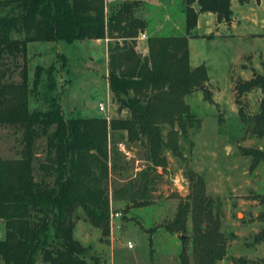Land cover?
Instances as JSON below:
<instances>
[{
    "label": "trees",
    "instance_id": "1",
    "mask_svg": "<svg viewBox=\"0 0 264 264\" xmlns=\"http://www.w3.org/2000/svg\"><path fill=\"white\" fill-rule=\"evenodd\" d=\"M183 13L185 34L147 37L143 56L136 38L148 23L139 1L105 8L104 0H0V126L20 132L23 146L17 159L0 157L3 264H100L95 257L86 258L87 248L74 237V230L84 219L101 235L109 234L108 181L114 151L110 145L117 132L145 147L149 165L114 190V198L123 199L125 213L150 205L148 186L152 173L165 168L164 151L180 155L179 138L199 126L185 98L209 79L205 65L190 67L188 38L200 13L215 14L224 22L232 15L230 0H183ZM96 40H107L108 89L117 111L126 115L109 121L100 116L66 118L56 97L47 100L46 110H30L29 96L40 84L42 68H36L30 88L28 45ZM18 58L23 61L21 81H7L6 63L16 65ZM49 69L52 73L53 67ZM235 89L238 97L260 90L253 120L257 136L264 138V63L262 74L239 82ZM40 139H45L41 161L36 153ZM253 154L264 158V152ZM197 194L191 205L178 206L165 229L185 233L190 216L192 252L200 264H213L224 256L223 241ZM180 258L186 264L185 246Z\"/></svg>",
    "mask_w": 264,
    "mask_h": 264
},
{
    "label": "rangeland",
    "instance_id": "2",
    "mask_svg": "<svg viewBox=\"0 0 264 264\" xmlns=\"http://www.w3.org/2000/svg\"><path fill=\"white\" fill-rule=\"evenodd\" d=\"M250 1L254 3L253 0H236V3ZM180 7L175 1L167 22L153 8L148 15V30L164 26L156 34L167 35L169 28L180 27L181 31L174 33H185L184 26H180L183 21ZM252 10L251 13L246 9L240 15L241 26L248 15L254 31L251 26L246 33H258L257 36L242 38L245 33L242 31L226 43L191 41L192 55L208 67L211 78L203 85L206 91L199 87L185 98L199 126L191 129L187 137L179 138L180 155L164 151L166 165L151 175L147 207L131 208L125 213L123 199L114 198V190L135 179L149 162L140 142L130 143L120 132L113 134L108 196L113 212L121 215L110 224L108 236L101 235L87 220L76 223L74 237L87 248L88 260L95 257L100 264H181L180 254L185 246L186 264H200L192 252L190 216L185 233H170L165 229L174 219L178 206L191 205L199 192L217 223L224 246L223 258L213 264H264V158L253 154L264 152V138L257 136L253 120L259 112L261 92L256 89L238 97L235 89L239 82L263 73L264 0L255 3ZM253 37L257 38L253 40ZM104 46L87 41L29 44L26 71L30 88L36 68H42L40 84L29 96L30 110H46L47 100L56 97L66 118L103 117L97 106L100 102L107 105L110 119L124 117L125 111H117L107 86ZM236 50H244L250 58L244 56L232 65ZM15 63L7 61L6 80L19 83L23 61L18 58ZM204 92L208 94L206 98ZM22 147L20 132L0 126L1 158H19ZM44 149L45 139H40L36 146L39 161L44 157ZM3 232L0 222V241Z\"/></svg>",
    "mask_w": 264,
    "mask_h": 264
},
{
    "label": "crops",
    "instance_id": "3",
    "mask_svg": "<svg viewBox=\"0 0 264 264\" xmlns=\"http://www.w3.org/2000/svg\"><path fill=\"white\" fill-rule=\"evenodd\" d=\"M120 2H124V1H139L141 3V6L143 8V12L145 14L144 18L147 21L148 25H149V21H148V15L150 14V11L153 10V8L155 10H157L160 15H162V17H164V21H168V17L170 12H172L173 5L175 4V1H177L179 4H181L180 9L182 10V14H183V21L180 24L184 26V13H183V0H166L165 3H161V0H157V2H152L150 0H148V2L146 0H119ZM118 2V1H117ZM254 3H252L251 1L248 2V4H246V2H244L243 4L240 3H236V0H230V10L232 12L231 15V19L229 22H224V21H220L218 20L217 16L215 14L212 13H200L198 15V20H197V24L196 27L193 29V31L191 32V35L188 38V54H189V64L191 68H195L198 67L202 64H200V59L196 58L195 56L192 55V48H191V41H212V42H224L226 43L228 40L230 39H234L238 34L240 35L242 31H244L245 33H243V35L241 36L242 38L245 37H252V36H257V34L255 33H246L247 31H250V27L251 31H254V24L252 23L253 21L248 19V15H246L245 18V24L241 26V20H240V15L246 10H250L251 13L253 12L252 7H254V4H260L261 0L257 1V0H253ZM249 20V21H248ZM180 23V21H179ZM164 26H160L159 28H156V30H148L147 29L143 32L146 37L152 36V35H159L156 34L157 30H161ZM180 27H176V30H173V27L169 28L168 31H170L167 35L168 36H172V35H176L174 33V31H181ZM214 32V35H212V31ZM238 32V33H237ZM185 33H181L178 35H184ZM257 37H253V40L256 39ZM146 40H138L137 41V45L136 49L138 51V49L140 51L141 55H146L147 54V45H146ZM140 41V43H138ZM87 42H91V43H95V44H100V43H104V48L105 51L107 50V40H96V41H87ZM107 52V51H106ZM247 56L248 58H250L248 55L245 54L244 50H236L235 53V58L233 59V64L232 65H236L237 61H241L243 60V57ZM196 59V61L194 60ZM105 60L107 62V54H105ZM107 65V63H106ZM205 65V64H203ZM206 66V65H205ZM207 71H208V67ZM107 68L105 69V75L107 74ZM208 79H211L209 76V72H208ZM108 86V85H107ZM4 234V232H3Z\"/></svg>",
    "mask_w": 264,
    "mask_h": 264
},
{
    "label": "built area",
    "instance_id": "4",
    "mask_svg": "<svg viewBox=\"0 0 264 264\" xmlns=\"http://www.w3.org/2000/svg\"><path fill=\"white\" fill-rule=\"evenodd\" d=\"M118 0H104V4H105V8L108 7V5H111L112 3H115L117 2ZM147 39L146 35L144 33H139L136 40H145ZM98 110L99 112L103 115V117L109 121L110 120V117H109V111H108V108H107V105H104V103L100 102L98 103ZM120 218V214L118 212H113L112 209H110V224L114 223V221L116 219ZM113 228V226H112ZM110 229H111V225H110ZM128 249H131L132 248V245L130 243H128L127 245Z\"/></svg>",
    "mask_w": 264,
    "mask_h": 264
},
{
    "label": "water",
    "instance_id": "5",
    "mask_svg": "<svg viewBox=\"0 0 264 264\" xmlns=\"http://www.w3.org/2000/svg\"><path fill=\"white\" fill-rule=\"evenodd\" d=\"M205 88H206L205 86H200V89H201L202 91H206Z\"/></svg>",
    "mask_w": 264,
    "mask_h": 264
}]
</instances>
